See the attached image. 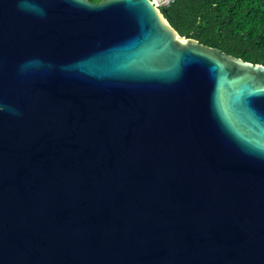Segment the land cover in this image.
<instances>
[{
	"label": "water",
	"instance_id": "95a60500",
	"mask_svg": "<svg viewBox=\"0 0 264 264\" xmlns=\"http://www.w3.org/2000/svg\"><path fill=\"white\" fill-rule=\"evenodd\" d=\"M0 264H264V66L150 0H0Z\"/></svg>",
	"mask_w": 264,
	"mask_h": 264
},
{
	"label": "trees",
	"instance_id": "16d2710c",
	"mask_svg": "<svg viewBox=\"0 0 264 264\" xmlns=\"http://www.w3.org/2000/svg\"><path fill=\"white\" fill-rule=\"evenodd\" d=\"M164 16L181 37L264 66V0H178Z\"/></svg>",
	"mask_w": 264,
	"mask_h": 264
},
{
	"label": "built area",
	"instance_id": "2783aa9c",
	"mask_svg": "<svg viewBox=\"0 0 264 264\" xmlns=\"http://www.w3.org/2000/svg\"><path fill=\"white\" fill-rule=\"evenodd\" d=\"M150 1L157 9L162 10L171 6L178 0H150Z\"/></svg>",
	"mask_w": 264,
	"mask_h": 264
}]
</instances>
